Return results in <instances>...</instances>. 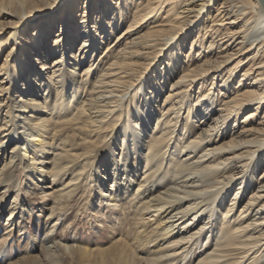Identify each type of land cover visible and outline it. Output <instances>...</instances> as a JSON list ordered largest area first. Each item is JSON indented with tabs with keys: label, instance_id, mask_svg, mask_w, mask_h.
<instances>
[{
	"label": "bare ground",
	"instance_id": "bare-ground-1",
	"mask_svg": "<svg viewBox=\"0 0 264 264\" xmlns=\"http://www.w3.org/2000/svg\"><path fill=\"white\" fill-rule=\"evenodd\" d=\"M80 2L0 0V217L8 210L0 244L20 224L26 239L20 196L38 190L51 200L43 206L50 219L87 194L90 209L111 206L115 225L123 223L115 212L127 214L145 232L159 216L164 232L154 233L157 224L142 243L168 234L166 256L179 264H264V0H83L77 12ZM27 24L31 32L18 33ZM163 48L167 72L155 66L146 93L128 92ZM173 74L178 81L157 101ZM182 109L173 136L177 117L169 115ZM193 121L207 126L193 135ZM67 128L82 135L81 150ZM212 141L190 169L178 159L181 147L193 158ZM169 179L220 186L207 198L200 192L209 185L179 197L166 189ZM189 198L200 201L181 204ZM202 216L207 221L188 231ZM57 219L40 251L10 262L0 253V264H46L58 249L94 250L58 243L49 234ZM121 238L111 246H133ZM165 262L146 264H173Z\"/></svg>",
	"mask_w": 264,
	"mask_h": 264
},
{
	"label": "rangeland",
	"instance_id": "rangeland-1",
	"mask_svg": "<svg viewBox=\"0 0 264 264\" xmlns=\"http://www.w3.org/2000/svg\"><path fill=\"white\" fill-rule=\"evenodd\" d=\"M82 1L83 0H81V2ZM81 2L76 3V6H78V8H76L77 12L80 10ZM63 9H64V7H62L59 12L62 13L64 11ZM32 28H33V26H29L27 24L26 26H24V28H21L18 33H24V34L28 33L29 34V32H31ZM53 33L54 32L52 31V34L49 37L50 40L52 39V37L54 35ZM256 34H257V32H256ZM24 36L26 37V35H24ZM0 37H4V36H0ZM255 37L256 36L252 37L251 39H253ZM168 50H169V48L167 50H166V48H163V50L161 51L160 58L158 60L154 61L155 62L154 65L152 64L153 66L152 65L150 67L148 66V68H146V69L141 68L139 71H137L136 76L133 77V79H134L133 85L130 86L128 92L129 91H135L139 88L138 90H142L143 93H146L145 90H146V87L150 84L149 78H150L151 74L154 73V71L156 69L155 66L158 65L159 70H162L164 74L167 72V70L164 69L166 64L161 63V62L163 60L162 57H164L167 54ZM157 70L158 69H156V71ZM176 77H177V75L173 74L169 78L168 82H170V85L169 86L167 85L166 88L158 95L157 101H159L160 99L163 98V93L166 91V89H170V86L178 81ZM158 80H159V76L156 78L155 82H158ZM151 85L152 84H150V86ZM140 98L142 99V96ZM155 104L152 107V109L155 110V112H154L155 115L152 118V120L150 121V125L148 126L149 127L148 129H150L151 126H153V128L157 126L156 125L157 124L156 118L159 116V112H158L159 109L157 111V108L159 106L155 107ZM175 112L171 113L169 115L170 118L177 117V119H175V121H177L176 126L170 127V130H173V136L177 133V131H178L177 129L179 128L181 121L183 122V118L185 115V113L183 112V109L180 110L179 112H177V111H175ZM243 113H242V115H243ZM93 115H95L94 119H99V117L96 116L97 114H93ZM240 120H241V116L239 117L238 121H240ZM193 123H196V125L198 124L197 122H194V121H193ZM206 126H207V123H202V124L199 123L197 125V127L194 129L195 134H193V135H196V133L199 131L200 127H202V129H205ZM239 126H240V124H239ZM70 131H71V129L67 128L63 132H65L66 135H70L68 138V141H70L72 139V141L75 142V140H76L75 145H76V147L80 148V150H81L83 143L80 142V139H81L82 135L79 134L77 131H74V130L72 131L76 134H73ZM71 133H72V135H71ZM214 142L213 141L209 142L208 144H205L203 146H199L197 149H195L194 152L191 153L192 155L196 154L193 158H190L191 156L188 158H185L184 156L187 152H189V150H187V148L181 147L180 151H179L178 159L183 160L184 162L188 163V169H190L192 166L195 165L193 163H195L196 161H200L198 163H201V161L204 158H199V156H201L203 154V150H205L206 148L207 149L210 148L214 144ZM94 150H96V148ZM262 166H264V164ZM262 168L263 167L259 168L258 173H260ZM186 172L188 174L192 172L193 174H190V175H193V176L194 175H197L198 177L201 176L198 172H193L191 170H188ZM198 177H196V178H198ZM25 180H27L26 177H24V180L20 184L21 187H23V185H24L23 183L25 182ZM181 180H183V179L178 180L177 183H179V184L176 185L175 183L171 182V179H169L168 182L167 181L165 182L166 189H170L171 191H175V188H177L176 195H178L179 197H184L186 194H189L190 192L195 193L198 190L204 189L205 186L209 185V187L207 188L206 191L200 192L201 196L203 195V197L207 198L210 194L215 193L217 191V188L220 186L219 184L213 185L214 180H207V181H204L203 183L201 181H199L198 185L202 184V186L195 188V187L185 186L187 184L184 182H181ZM189 184L190 183H188V185ZM235 184H237V183H235ZM235 184L232 186V188L227 187V190L225 189L226 194L233 193V189L235 188ZM210 185H213V186H210ZM36 191L37 192H36L35 196H32V195L26 196L24 194H21V196H20L21 201L23 200L21 203L20 211L24 210L22 212L24 220H22V221H24V225L26 227V230L28 231V234H27V236H25L26 237V239H25L24 238L25 234H21L22 232H24L23 230H21V227H20L21 224L19 226L20 228L18 226H16L14 229H12L10 236L7 238V240H3L2 243L0 244V253H1L2 257L5 258L2 261H6V262H10L13 260L15 261L16 259L21 258L22 256L31 257L32 255H34L38 251H40L42 246L38 247L39 248L38 249L37 245L38 246L40 244L43 245V243L40 242V240L42 237L45 238L46 234H48L47 231H49L50 225L53 223V221L56 218H58L60 220L57 219V222H56L57 224H56L55 228H53V230L49 234L53 233V235H51V236H53V237L55 236L54 238H55V240L56 239L58 240V241L56 240L58 243L61 242V245H63V244L64 245H77L80 247H87V248L94 249V250L92 252H84L83 250L58 249L56 251V253L51 256V261L49 260L48 263H46V264H146L149 260H153V261L157 260L158 262H163V261L165 262L166 261L165 263H168L170 261L172 262L174 260L171 257L169 258L168 256H166V253L170 250V248L168 247V244H169L168 241L170 239H172V237L167 236L168 234L163 236V237H161L159 235V237H157V239L155 241L153 240L148 245H144L142 243V239H143L142 234H144L146 231L153 229L154 227L157 226V224H158V226L154 230V233L159 234V233L164 232V231H161V230H163L162 227H164V224H163V222H161L159 220V218H158L159 216L156 217V220H152L149 225L146 224L147 229L145 232L139 231L142 228L137 229V225L135 224L136 220H134V217L128 216L127 214L120 215L118 212H115V214L118 215V218L120 220H123L122 224H116L115 225L114 220L108 219V216H109L111 209H112L111 206L109 209H107V207H106V209L104 208V211L102 212V214H100L98 212L99 206L96 205L97 206L96 207L93 204L92 208L91 209L89 208L90 198L87 200V198L89 196V194H87L85 196L86 202H85V199L83 197L81 202H79V204H77L74 208L70 209L71 210L70 212L60 213L59 216L54 215V218L50 219V218H47L49 215V212L47 211V209H44L43 206H44V203H47L51 200H48L47 199L48 197L45 196L44 194H42V193L40 194L38 190H36ZM181 191L184 192L185 194L184 193L181 194ZM223 191H224V189H223ZM46 192L47 191H45V193ZM37 196H40V197L36 198ZM229 198H231V197H229ZM82 201H83V203H82ZM198 201H200V199H198V198L197 199L189 198V199L183 201L181 204H187L188 203V204H193L192 206H194V205H196V203ZM134 202H135V200H134ZM29 204L35 210V211H33L34 213L31 215H30V213L26 212V210H25V207ZM202 204H204V202H201L196 206V208H200L199 211H201L203 209V208L201 209ZM177 205L178 204H176L174 206L181 207L180 205L179 206H177ZM238 206L239 205H236V207H234V210ZM6 207H7V205H5V207L3 208L4 209L3 215H1V217H0V240H1L2 234L4 233L5 221L8 217L7 216L8 210ZM173 207H171V208H173ZM171 208H169L166 212L162 213L160 217L165 216V215L169 216V214H167V213L169 212V210H171ZM77 211H80V214ZM95 212L97 213V215L94 214ZM191 212L192 211H190L188 214H190ZM87 213H91L92 215L97 216L96 217L97 219L95 217H91V216L90 217L92 219L89 218L88 215H90V214H88L87 218H86ZM182 214L183 213H180L179 215H182ZM65 215H66V217H65ZM125 215L128 217L126 218ZM172 219L173 218H169V220H172ZM184 219H182L180 222H182ZM204 221L206 222L207 218L202 216V219L197 221L192 226H189L188 231H192L193 228L197 227L198 225H200ZM175 227L176 226H173L172 229ZM126 234H128V235H126ZM134 235H137V236H135V238H133ZM120 236L125 237L124 239L121 238L122 239L121 241L125 242L126 244L129 243L128 245L132 244L133 246L127 247V246L120 245L117 247H112L111 245ZM138 236L140 238H136ZM46 237L48 238V235ZM127 240H128V242H127ZM46 241H48V239H46ZM44 245H46V244H44ZM194 260H195V258H192V260L189 261L188 264H191ZM172 263L173 264H179L178 260L177 261L174 260ZM183 263H184V261L181 264H183Z\"/></svg>",
	"mask_w": 264,
	"mask_h": 264
}]
</instances>
